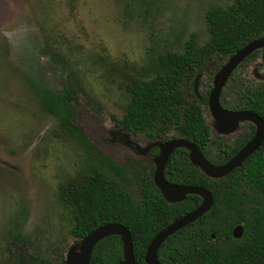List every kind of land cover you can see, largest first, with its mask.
Instances as JSON below:
<instances>
[{
	"label": "rangeland",
	"instance_id": "rangeland-1",
	"mask_svg": "<svg viewBox=\"0 0 264 264\" xmlns=\"http://www.w3.org/2000/svg\"><path fill=\"white\" fill-rule=\"evenodd\" d=\"M232 0H0V264H62L79 249L71 207L59 186L81 185L99 173L139 200L138 161L160 142L144 131H124L121 119L131 90L160 72L158 58L181 53L194 34L209 37L206 11ZM262 51L235 70L248 84L262 80ZM217 69L201 73L212 85ZM234 72V71H233ZM35 85L53 93L66 87L69 128L42 106ZM203 89V87H202ZM210 139L232 145L239 128L219 135L207 108ZM172 129L167 137L172 136ZM218 134V135H216ZM109 156L126 169L118 177Z\"/></svg>",
	"mask_w": 264,
	"mask_h": 264
},
{
	"label": "trees",
	"instance_id": "trees-1",
	"mask_svg": "<svg viewBox=\"0 0 264 264\" xmlns=\"http://www.w3.org/2000/svg\"><path fill=\"white\" fill-rule=\"evenodd\" d=\"M205 20L208 40L197 46L192 34L185 41L183 52L167 51L160 55V72L131 90L125 113L121 119H115V123L124 131H144L149 138L159 135L167 139V132L172 129L171 137L195 143L209 161L220 164L250 139L254 125H248L233 146L222 138L209 141L203 107L210 86L201 92V100L196 99L190 88L194 77L207 71L209 65L218 70L235 51L264 35V0H232L227 7L212 6L205 13ZM256 54L257 50L239 66ZM251 71L262 80L248 84L245 79H235L234 70L221 92L220 101L229 109L252 111L264 121V72L258 73L256 67ZM35 89L45 110L63 129L69 128L71 116L66 103L73 98L72 87L60 93L41 85H35ZM188 93L194 96L192 100H187ZM213 148H227L226 156L214 157ZM158 152L157 146L148 149L151 159ZM104 160L118 177L126 178L124 166L107 155ZM138 163L140 168L134 177L139 184V200L99 173L90 175L79 186L67 183L58 189L60 198L71 207L72 232L76 238L82 239L101 224L120 223L129 230L135 264H146L144 254L153 236L197 207L201 197L186 194L181 201H167L153 183L154 164ZM163 174L171 183L208 190L212 204L208 211L161 243L157 250L160 264H264V137L240 166L224 176L205 174L190 161L188 150L183 147L171 153ZM237 225L242 227V234L233 237L231 232ZM120 260L122 241L112 234L96 243L89 264H116ZM28 264L56 263H36L30 256Z\"/></svg>",
	"mask_w": 264,
	"mask_h": 264
},
{
	"label": "water",
	"instance_id": "water-1",
	"mask_svg": "<svg viewBox=\"0 0 264 264\" xmlns=\"http://www.w3.org/2000/svg\"><path fill=\"white\" fill-rule=\"evenodd\" d=\"M256 50L262 51L261 59L264 61V35L249 41L227 58L215 73L212 82L213 87L207 98L210 114L220 133L228 134L233 132L242 121H250L255 127L251 138L230 159L220 164L212 163L204 157L200 148L195 143L181 137H174L152 145L157 146L159 149L158 154L153 158L154 171L152 180L165 199L169 202H178L183 200L186 194H197L201 197V202L193 210L173 220L153 236L144 254L146 264H160L157 259V250L161 243L175 231L193 222L208 211L212 204V196L208 190L195 185L173 184L164 178V166L171 152L179 147L187 149L189 151V159L193 164L198 166L208 176L218 178L240 166L262 142L264 137V121L258 114L249 110L227 109L222 107L219 102L220 92L234 69ZM200 77L201 73H198L192 81L193 90L196 95H198L197 85H199ZM231 233L233 237H240L242 227L240 225L235 226ZM112 234L118 235L122 241V260L116 264H135L129 230L124 225L116 222L101 224L85 235L81 239L79 249L68 253L62 264H89L91 253L96 243ZM211 235L213 236V234Z\"/></svg>",
	"mask_w": 264,
	"mask_h": 264
},
{
	"label": "flooded vegetation",
	"instance_id": "flooded-vegetation-1",
	"mask_svg": "<svg viewBox=\"0 0 264 264\" xmlns=\"http://www.w3.org/2000/svg\"><path fill=\"white\" fill-rule=\"evenodd\" d=\"M200 79H199V85H197V90H198V95H196L195 93H194V90H193V85H191V91H192V93L194 94V96L196 97V99L197 100H201V98H202V95H201V92L202 91H204L207 87H209L210 86V90L212 89V87H213V85H200ZM202 87H203V89H202ZM224 87H225V85H224ZM224 87H223V89H224ZM222 89V90H223ZM210 90H209V92H210ZM209 92H208V94H209ZM222 92V91H221ZM221 92H220V95H219V102H220V104H221V106L222 107H224L223 105H222V103H221V101H220V97H221ZM208 94H207V97H206V106H204L203 107V117L205 116V114H204V109L205 108H207L208 110H209V108H208V105H207V98H208ZM194 96L193 95H191V94H186V98H187V100H192L193 98H194ZM224 108H226V107H224ZM227 109H229V108H227ZM210 112V111H209ZM211 115V114H210ZM212 117V116H211ZM205 118V117H204ZM212 121H214V119L212 118ZM207 122V121H206ZM208 124V123H207ZM250 124H253V123H251L250 121H242V122H240L239 123V125H238V128H239V131L241 130V133L239 134V137H235V139H234V143L232 144V146L236 143V142H238V140L237 139H239V138H242V136H243V133H244V131H245V128L246 127H248V125H250ZM237 128V129H238ZM236 129V130H237ZM254 130H255V127H254ZM219 132V131H218ZM210 133H216L215 131H214V128H213V126H212V128H209V141H212V140H214V139H210ZM253 133H254V131H253ZM216 135H218V134H216ZM219 135H225V134H223V133H220L219 132ZM253 135V134H252ZM171 138H174V137H167V139L165 138V137H162V138H160V141L161 142H164V141H166V140H168V139H171ZM251 138V137H250ZM221 139V138H220ZM220 139H218V140H220ZM249 140V139H248ZM226 141V140H225ZM247 142V141H246ZM245 142V143H246ZM226 143H227V141H226ZM244 143V144H245ZM227 144H229V143H227ZM225 147V146H224ZM242 147V146H241ZM240 147V148H241ZM176 149V148H175ZM174 149V150H175ZM225 149H227V148H222V149H219V150H217V149H212V152L211 153H213V155H214V157H222V156H226V153H224V151H225ZM173 150V151H174ZM172 151V152H173ZM171 152V153H172ZM202 152V151H201ZM203 154V153H202ZM171 155V154H170ZM188 155H189V151H188ZM216 155H218V156H216ZM205 157V156H204ZM232 157V156H231ZM169 158V157H168ZM206 158V157H205ZM207 159V158H206ZM230 159V158H229ZM208 160V159H207ZM228 160V159H227ZM226 160V161H227ZM209 161V160H208ZM226 161H224V162H226ZM211 162V161H210ZM224 162H222V163H224ZM167 163V162H166ZM166 165V164H165ZM164 169H165V166H164ZM163 173H164V170H163ZM164 175V174H163ZM165 178V177H164ZM166 179V178H165ZM168 181V180H167ZM169 182V181H168ZM171 183V182H170ZM173 184H176V183H173ZM161 195L163 196V194L161 193ZM186 196V195H185ZM163 198H165L164 196H163ZM185 198V197H184Z\"/></svg>",
	"mask_w": 264,
	"mask_h": 264
}]
</instances>
